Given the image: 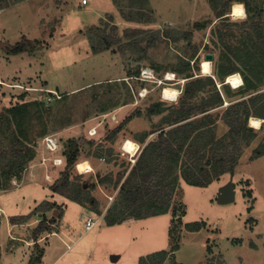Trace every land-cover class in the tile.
<instances>
[{
    "label": "rangeland",
    "instance_id": "obj_1",
    "mask_svg": "<svg viewBox=\"0 0 264 264\" xmlns=\"http://www.w3.org/2000/svg\"><path fill=\"white\" fill-rule=\"evenodd\" d=\"M83 1L0 0V42L12 47L0 48V145L11 142L17 134L22 140L29 139L35 151L33 160L16 179L6 184L0 180L5 216L32 215L26 223L10 222L7 227L4 218L0 219L4 222L0 226V263L264 264V119L262 129L244 141L240 161L232 172L206 187L188 184L181 177L167 214L108 224L120 214L121 185L145 147V164L156 161L150 143L158 138L148 135L179 106L178 101H165L162 92L169 86L180 91L179 97L183 95L187 80L174 72L181 57L191 59L196 54L195 60L199 57L200 62H191L194 73L214 76L218 82L217 89L225 100L212 112L218 121L214 133L224 138L225 145L236 139L222 116L233 101L246 94L222 85L215 76L218 53L213 50L211 33L218 19L210 0H87L86 5ZM229 16L241 22L248 13L239 19L231 12ZM101 29L106 35L115 31L120 42L100 50ZM126 29L146 31L136 35L138 40L155 33L162 39L149 48L148 40H144L140 46L147 49L145 54L142 49L124 45L130 41L124 34ZM170 31L173 35L165 38ZM178 33L181 36L177 39ZM185 33L192 34L184 37ZM24 40L32 41L34 48L13 54V48ZM212 53L213 74L204 75V56ZM148 68L155 71V79H142L141 71ZM169 73H175L172 80H166ZM255 93L264 101V85ZM201 96L204 94L195 102ZM157 103L166 109L152 114L150 108ZM27 104L22 124L13 118L11 121L10 110ZM122 124L117 136L108 140ZM21 129L26 131L21 133ZM202 135L210 134H201L196 145ZM46 137L59 141L57 152L45 148ZM127 138L138 139L141 144L134 162L123 152ZM72 140L80 147L79 163L88 160L93 170L81 174L75 166L71 179L84 184L85 193L97 201L95 208L51 189L57 181L61 183L66 169L65 163L57 166L54 159L63 158L65 144ZM123 173L128 174L116 189ZM229 183L235 189V201L219 204L220 191ZM46 201L55 203L57 210L34 214ZM143 210L150 211L146 206ZM89 216L101 218L92 231H86ZM54 217L53 233L33 243L39 223L44 219L52 222ZM198 222L201 228L196 231L192 224ZM42 250L44 255L39 259ZM114 256L117 261L112 260Z\"/></svg>",
    "mask_w": 264,
    "mask_h": 264
},
{
    "label": "trees",
    "instance_id": "obj_2",
    "mask_svg": "<svg viewBox=\"0 0 264 264\" xmlns=\"http://www.w3.org/2000/svg\"><path fill=\"white\" fill-rule=\"evenodd\" d=\"M210 1L218 19L214 25L215 29L211 33L214 38H212L213 50L218 53L215 76L226 87H228L227 84H224L226 78L236 73L242 76L244 82L239 90L246 95H243L241 100L233 101L222 116L223 121L234 132L236 140L225 145L224 138L215 136L214 130L217 128L218 121L212 112L220 108L225 100L223 94L217 89L218 82L215 77L199 76V73H194L195 67L191 66V62L194 64L200 62L199 57L195 60L196 54L191 59L181 57L174 72L182 75L187 83L184 86L183 95L177 100L179 106L168 113L169 115L165 117L158 130L148 135L149 137L151 134H155L158 138L157 141L152 140L150 143L153 145L152 151L156 161L153 164H145L144 156L147 150L145 147L137 162L130 169L131 171L128 172L129 174L120 175L116 189L120 187L127 175L119 192V196L121 195L123 200L117 205L119 216L114 220H108V224L111 226L127 219L140 220L145 217L167 214L174 202L176 182L181 177L188 184L206 187L227 172H232L240 161L244 141L256 130L248 126L249 119L252 117L264 119L263 97L259 93H255L260 86L264 85V8H261L264 0ZM235 3L245 5V11L248 13L247 18L241 22L232 21L229 16ZM196 26L201 28V24ZM145 32L140 29L133 31L126 29L124 34L130 41L124 45L132 46V49L140 51L142 49L140 45L144 40H148L149 48L162 39L158 33L139 40L135 39L137 34ZM173 33L174 31L167 32L165 38L170 37ZM191 34L185 33L184 37H189ZM177 35L178 39L181 33ZM119 42L120 38L115 31L106 35L105 29H101V37L98 41L100 50L110 49ZM33 48L32 41L24 40L18 43L11 52L21 54ZM119 48L121 49L123 46L119 45ZM94 50L99 51L98 49ZM140 52L146 54L147 49H142ZM143 57L145 58V56ZM144 58H140V60ZM201 93L204 96H201L199 102H195V98H198ZM28 105L11 109L10 120L12 121L13 118L18 125H21L23 122L21 115H25ZM161 107L163 104L157 103L150 108V112L161 114ZM122 127L123 124L114 129L108 136V140H113ZM25 131V129H21V133ZM204 132L210 135H202L200 144L196 145V139ZM135 141L139 142L138 139ZM90 142L91 144L95 143L93 139ZM79 150V144L73 140L65 144V150L61 155L64 158L66 169L62 175L61 183L57 181L51 189L57 195L68 196L69 199L83 205L90 203L95 208L97 201L90 199L85 193L84 184L75 183L71 179V171L80 161ZM34 156L35 151L30 140L27 138L26 141L22 140L17 134H14L11 142H3L0 145V180L6 184L8 180L16 179L18 173L25 169L27 163L33 160ZM78 177H82V175H78ZM145 206L150 209L147 213L143 210ZM55 207V203L46 201L36 207L34 214L56 211ZM176 212L174 216H176ZM31 216L29 214L13 217L10 222L14 225L26 223ZM55 220V217L52 222L42 220L33 232V242L37 243L44 235L52 234V225ZM192 226H194L192 229L198 231L201 228V223L198 222ZM43 255L44 250L41 251L39 259Z\"/></svg>",
    "mask_w": 264,
    "mask_h": 264
},
{
    "label": "bare ground",
    "instance_id": "obj_3",
    "mask_svg": "<svg viewBox=\"0 0 264 264\" xmlns=\"http://www.w3.org/2000/svg\"><path fill=\"white\" fill-rule=\"evenodd\" d=\"M231 13L234 18H238V19L245 18L246 16L245 7L242 3H235L232 6ZM237 13H241V14H237ZM201 69H202V74L212 75L213 74L212 62L208 60L203 61L201 65ZM173 76H174L173 73H169L166 80H172ZM240 81H241V77L239 75H232L228 77V83L234 85L235 87L237 84L240 83ZM162 95H163L164 100L168 102H176L180 95V91L177 88H171L169 86H166L162 92ZM262 122L263 121L261 119L252 117L249 120V126L258 130L261 128ZM138 149H139V144L131 139H128L126 141L124 148H123L125 152L129 154L131 153L133 157L137 154ZM77 165H78L79 172L83 174L90 173L93 170V167L88 160H82ZM1 210L2 209L0 208V212Z\"/></svg>",
    "mask_w": 264,
    "mask_h": 264
},
{
    "label": "built area",
    "instance_id": "obj_4",
    "mask_svg": "<svg viewBox=\"0 0 264 264\" xmlns=\"http://www.w3.org/2000/svg\"><path fill=\"white\" fill-rule=\"evenodd\" d=\"M83 4L86 5L87 4V0H84ZM234 75H239L241 77L240 83L237 84L236 87H235L234 85L228 83V77H227L226 78V81H227L226 84L230 85L233 90H237V89L241 88L244 85V82H243L242 76L239 73H236ZM141 77H142L143 80L155 79V71L153 69H150V68L143 69L141 71ZM44 143H45V145H44L45 148L48 151L52 152V153L57 152L60 149L59 141L56 138H54V137H46L44 139ZM123 148H124V146H123ZM140 150H141V146L139 145V149L137 151V154L134 157L132 156L131 153L129 154V153L125 152L124 150H123V152L126 153L127 155H129L130 159L132 158L131 161L134 162L133 159H135L137 157V155H138ZM64 163H65L64 162V158H62V157H57V158L54 159V164L57 165V166H59L61 164H64ZM76 167L78 169V165H76ZM81 174H83V173H81ZM85 174H88V173H85ZM100 221H101V218L95 219L93 217H89L87 222H86V231H91L93 228H95L99 224ZM69 249H70V247H69Z\"/></svg>",
    "mask_w": 264,
    "mask_h": 264
},
{
    "label": "water",
    "instance_id": "obj_5",
    "mask_svg": "<svg viewBox=\"0 0 264 264\" xmlns=\"http://www.w3.org/2000/svg\"><path fill=\"white\" fill-rule=\"evenodd\" d=\"M0 48L4 49V50H11L12 47L7 44V43H3L0 42ZM205 60L211 61L213 62L215 60V55L212 54H206L204 56ZM165 107H161L160 111L163 112V110H165ZM235 197H236V192L235 189L232 185V183H229L228 185H226L225 187H223L220 191V195L218 197V202L219 204H230L233 203L235 201ZM118 257H112L113 261H117Z\"/></svg>",
    "mask_w": 264,
    "mask_h": 264
},
{
    "label": "crops",
    "instance_id": "obj_6",
    "mask_svg": "<svg viewBox=\"0 0 264 264\" xmlns=\"http://www.w3.org/2000/svg\"><path fill=\"white\" fill-rule=\"evenodd\" d=\"M239 89H240V88H239ZM237 90H238V89H237ZM263 121H264V120H263ZM262 126H263V125H262ZM256 130H257V129H256ZM258 130H261V129H258ZM137 143L141 146V144H140L139 142H137ZM222 187H223V186H222ZM1 191H2V190H1ZM40 204H41V203H40ZM0 205H1L0 208L2 209L1 212H0V217H1L0 219H1V221H2V219L4 218V220H5L4 222H5L6 227H7V224H8V223L10 224V219L13 218V217H11V216H10V217L5 216V208H4V206H3V204H2L1 201H0ZM88 211H90V210H88ZM90 212H92V211H90ZM3 216H4V217H3ZM62 217H63V216H62ZM89 217H91V216H89ZM4 222H1V227H2V225H4ZM92 230H93V229H92ZM92 230H91V231H92ZM46 237H47V236H46ZM46 237H45V238H46ZM16 240L21 241V242H24V241H25L27 245L30 244V243H29L30 241H27V240H24V239H20V238H18V237H17ZM41 240H43V238H42ZM41 240H40V241H41ZM40 241H38V242H40ZM38 242H37V244H38ZM33 243H36V242H33ZM30 245H31V244H30ZM67 251H68V250H67ZM63 255H64V254H62V255L60 256V258H61ZM60 258H59V259H60ZM56 261H57V260H56ZM55 263H56V262H54V264H55ZM0 264H1V263H0Z\"/></svg>",
    "mask_w": 264,
    "mask_h": 264
},
{
    "label": "snow or ice",
    "instance_id": "obj_7",
    "mask_svg": "<svg viewBox=\"0 0 264 264\" xmlns=\"http://www.w3.org/2000/svg\"><path fill=\"white\" fill-rule=\"evenodd\" d=\"M237 14H241V13H237Z\"/></svg>",
    "mask_w": 264,
    "mask_h": 264
}]
</instances>
